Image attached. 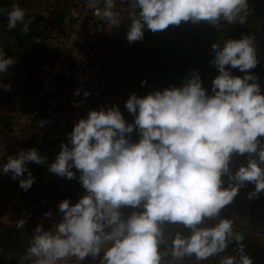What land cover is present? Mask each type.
<instances>
[{
  "label": "clouds",
  "instance_id": "obj_1",
  "mask_svg": "<svg viewBox=\"0 0 264 264\" xmlns=\"http://www.w3.org/2000/svg\"><path fill=\"white\" fill-rule=\"evenodd\" d=\"M99 3L88 0L94 9ZM102 3V16L119 27L116 0ZM249 11V0H130L126 38L137 41L145 29L155 33L182 21H203L219 30L221 21L244 24ZM7 15L9 30L21 24V31H29L21 7L13 5ZM220 41L211 45L210 63L218 70L211 93L193 69L181 86L154 89L143 97L131 93L125 107L132 122L113 104L90 109L74 123L48 169L72 179L75 168L85 192L75 203L59 202L62 219L52 228L36 225L26 249L35 264H60L67 257H91L98 264H163L165 224L189 230L172 237L173 261L186 256L205 260L235 242L236 254L224 256L220 264H253L232 219L221 217L204 226L205 220L220 217L246 182L254 185L250 199L264 192V89L252 71L260 63L255 36L242 33ZM14 63L0 49V74ZM9 87L0 81V88ZM233 154H247V162L235 171ZM45 159L35 147L20 149L0 163V175H10L27 191L35 181L28 162ZM25 222L19 218L16 228L23 229Z\"/></svg>",
  "mask_w": 264,
  "mask_h": 264
},
{
  "label": "trees",
  "instance_id": "obj_2",
  "mask_svg": "<svg viewBox=\"0 0 264 264\" xmlns=\"http://www.w3.org/2000/svg\"><path fill=\"white\" fill-rule=\"evenodd\" d=\"M19 4L20 0H0V49H3L7 57L15 59V63L9 67V70L6 73L0 74V81L6 83V81H9L10 79L9 85L11 84L13 86L11 87L12 91L8 92L7 94V97L9 98L13 96H19V90L25 87L27 82L33 78L28 76L31 75V69L33 68L32 72L35 69H39L41 67L42 61H45L46 59L43 52L44 50L40 45L26 46L20 50V46L23 45V36L30 35L33 32L34 27L41 22L48 21L58 24L62 20L63 9H60L61 7L49 15L48 18H45L44 15L34 12L25 13V21H30L29 31L26 33L21 31V24H17L16 28L9 30L7 27V14L9 11H11L13 5ZM249 9L250 11L244 24H239L238 22L229 24L225 21H221L219 30H217L215 26L203 21L200 23L182 21L179 25H169L168 28L164 29L163 31L155 33L149 30L146 35L140 39V41L131 42L130 53L133 54L134 58L137 60L132 59L133 61H129V63L126 61L125 65L121 64V59H116L117 64L115 63V67L110 65V68H113L112 71L115 70V72L118 74H115L114 72L111 75L110 83L112 84H110V89L108 88L106 90H112L114 93H121L124 88L127 90L131 88V83H136V87L140 86L139 89L142 90H137L135 93L138 96L143 97L154 89L163 90L164 88L173 85L181 86L186 77H188L191 71L195 69L201 76L202 86L205 87L209 93H211L212 79L218 74V70L210 63L211 60L203 68V65H201L202 60L205 64V57H211L209 55H200L197 53L196 48L198 47L196 43H202L203 45H207L211 48L212 43L216 42L217 40H221L220 43L222 45L223 40L229 37L239 38L242 33H251L255 36V43L257 46L260 63L252 71L259 75L262 89H264V0H249ZM253 19H259L261 23L254 25ZM38 56L40 59L42 56L43 60L41 62H37V58H39ZM199 58L202 59H200V62L198 61ZM138 61L148 63L151 66V70L145 71L141 69L138 66ZM26 63L29 65L30 63L32 64L27 70ZM22 69L27 71L25 76L22 75L24 73H21ZM232 71L234 74L242 75L238 69H232ZM150 73L154 74V76H149L151 75ZM142 81H146V83L142 84ZM61 83L65 85L66 81L61 80ZM106 90L97 92L91 96H87L86 106L89 110H98L102 106H112L115 104L112 102L114 99L113 93L109 95L110 91ZM125 119L128 122H132L134 117L127 116ZM62 142H67V135H64L61 143ZM60 150L61 149L59 146L55 151H52L50 157L46 158L43 163H28V167L31 169L32 175L35 177V181L38 182L33 183L27 191L23 190L19 186L18 180H16V187L18 190H20V194L18 195L19 205L26 208V210L29 212V216H33L39 212L40 209L46 208L43 207V205L38 204L44 199L50 201L52 199V192L57 195L56 199H52L53 201L55 200V204L60 202L57 201L59 199L61 201L68 199L70 203H75L85 192L78 179L79 172L75 168H73V171L76 172V177L67 179L68 181L63 187H60L57 185L58 183H55L52 187V192L44 191V188H48V184L45 183L47 182V178H54L58 176L54 173H51L49 169H45H47V163H52L55 160V157ZM246 156L247 154H233L231 165L235 166L234 169H236V167H238L240 164L247 162ZM40 173H42V175L37 177ZM26 175L27 174L25 173V176ZM224 179L225 184H227V177H224ZM41 180H45L43 182L44 187H42L43 184H40ZM71 183L73 185H71ZM246 183L250 188L249 190L252 191L254 185L251 183L248 184V182ZM77 187H79V189L75 190ZM244 191L245 187H241L233 201L224 208H231V210L235 211L240 216L247 215L246 220L248 219L249 221L253 222L257 217V213L259 211H264V192H261L257 197L244 199L242 197ZM223 209H221L220 217H228L234 220L233 217L224 212ZM220 217L206 221L210 223V225H213ZM162 227L166 243L162 244L160 247L162 251L168 252V255L162 258L163 264H169V262H171V264H192L191 262L182 263L180 260L173 261L170 254L171 239L175 233L179 231L187 235L189 230L184 228L183 225L179 224H165ZM257 229L259 228L257 227ZM237 233L244 236V241L242 242L244 244V250L250 248L252 238L248 235L246 236L244 231H238ZM229 245L236 248L235 242ZM225 251H229L228 248L225 249ZM16 259V256L11 255L10 258L4 262L6 264H13L12 261L15 262ZM82 264H98V260ZM253 264H255V262H253Z\"/></svg>",
  "mask_w": 264,
  "mask_h": 264
},
{
  "label": "built area",
  "instance_id": "obj_3",
  "mask_svg": "<svg viewBox=\"0 0 264 264\" xmlns=\"http://www.w3.org/2000/svg\"><path fill=\"white\" fill-rule=\"evenodd\" d=\"M102 8V0L95 9L88 0H70L58 24L41 22L23 37L24 46H42L46 59L30 71L34 79L19 90V96L0 94V163L9 154L33 147L49 158L74 123L87 116L83 91L91 96L109 86L110 65L115 67L120 55L106 34L108 20ZM76 89L81 90L79 95L74 94Z\"/></svg>",
  "mask_w": 264,
  "mask_h": 264
},
{
  "label": "rangeland",
  "instance_id": "obj_4",
  "mask_svg": "<svg viewBox=\"0 0 264 264\" xmlns=\"http://www.w3.org/2000/svg\"><path fill=\"white\" fill-rule=\"evenodd\" d=\"M69 1L70 0H20V4L18 6L21 7L25 13H40L43 14L45 18H48L49 15H51L59 7H61L60 9H63L69 3ZM114 11L119 14V27L112 25L108 21L106 34L110 41H115L114 43L117 44V51L120 55V59L122 60L121 64H125L126 61L129 63V61L137 60L134 58V55L130 53L131 42H129L126 38L127 27L130 23V0H116ZM253 23L254 25H258L261 23V21L259 19H253ZM148 31V29L144 30V36ZM196 45L198 47L196 48L197 53H199L200 55H209L211 57H205V64L203 60L199 58L198 61L200 62L202 60L201 65H203L204 68V66L207 65V63L212 59L214 54L213 50L212 48L208 47L207 45L205 46L202 43H196ZM138 66L145 71L151 70V66L148 63L138 61ZM114 72L115 70L112 72V74ZM115 74L118 73L115 72ZM149 76H154V74H151ZM110 84L112 83L109 82V86L107 87V89H110ZM130 86L131 88H129L128 90L124 88L121 93H114L112 90H106L110 91L109 95L113 93L114 99L112 102L120 108L125 118L127 116H133V114L129 113L125 107L127 98L131 93H135V91L137 90H142L139 89L140 86L136 87V83H131ZM137 136L138 133L134 130V132L132 133V139L135 140ZM49 164L50 163H47V169L45 170H48ZM234 168L235 166L231 165L232 171H235ZM41 175L42 173L38 174L37 177H40ZM44 181L45 180H41L40 184H43ZM67 181V178L62 176H57L54 178L48 177L47 182H45L46 184H48V188H44V191L52 192V187L55 183H58V186L63 187L67 183ZM37 182L38 181H35L34 183ZM71 185L73 184L71 183ZM42 187H44V184L42 185ZM244 187L245 191L243 192L242 197L246 199L249 198L248 193L251 190H249L250 188L247 186V183ZM77 189H79V187L75 188V190ZM19 194L20 190H18V188L16 187V180L11 179L10 175L8 177H0V264H6L4 261L8 260L11 255L17 257L15 262L12 261L13 264H35V258L29 257L26 252V249L29 246V240L33 236L34 228L37 224H42L45 229H49L62 219V216L58 210L59 202L55 204V200H52L53 198L56 199L57 197L55 193H51L52 199L50 201L44 199L38 204L43 205V207L46 208L40 209L39 212H37L33 216H29V212L26 210V208L19 205ZM57 201L61 200L59 199ZM47 211H51L52 215L50 217L44 216V213ZM223 211L233 217L234 220L232 221L235 233H237L238 231H244L246 236L248 235L252 238L250 248L245 249L244 251L252 258V261L255 262V264H264V211H259L257 213L255 221L253 222L249 221L248 219L246 220L247 215L240 216L235 211L231 210V208H224ZM19 218H24L26 220L25 224L23 225V229L16 228V223ZM204 226L212 225H210V223L205 220ZM257 227L259 229H257ZM228 250L229 251H224L222 253L210 256L205 260H197L195 256H186L180 259V261L182 263L191 262L192 264H220L224 256L236 254L235 248L233 246L229 245ZM87 262H94V260H92L91 257H86L83 261H79L75 257H67L63 261H61L60 264H82Z\"/></svg>",
  "mask_w": 264,
  "mask_h": 264
},
{
  "label": "crops",
  "instance_id": "obj_5",
  "mask_svg": "<svg viewBox=\"0 0 264 264\" xmlns=\"http://www.w3.org/2000/svg\"><path fill=\"white\" fill-rule=\"evenodd\" d=\"M37 14H40V13H37ZM41 15H43V14H41ZM24 37V36H23ZM23 39V38H22ZM31 46H34V45H31ZM37 46V45H36ZM23 47H26V46H24V43H23V45L22 46H20V50L23 48ZM42 47V46H41ZM44 52V51H43ZM44 55H45V53H44ZM39 57V56H38ZM40 60V61H39ZM43 59H42V56H41V59H40V57L39 58H37V62H41ZM30 65H32L31 63H30ZM28 63H26V70L28 69V67L30 66ZM33 69V68H32ZM31 69V70H32ZM23 71H25L24 69H22ZM21 70V73H24V74H22V75H26L27 74V71H25V72H23ZM28 76H30V75H28ZM10 78V77H9ZM30 78H31V76H30ZM29 78V79H30ZM29 79H27V80H29ZM9 81H10V79H9ZM9 81H6V83L5 82H3V83H5V84H9ZM11 83H12V81H11ZM11 87H13L12 85H11ZM11 87L10 88H8L7 90L6 89H4V88H1V93H4V96L6 97V98H8L7 97V94H8V92H11L12 90H11ZM3 102V101H2Z\"/></svg>",
  "mask_w": 264,
  "mask_h": 264
}]
</instances>
